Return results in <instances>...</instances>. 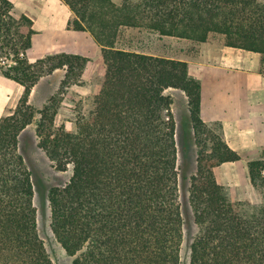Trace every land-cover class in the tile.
I'll list each match as a JSON object with an SVG mask.
<instances>
[{"label":"trees","instance_id":"trees-1","mask_svg":"<svg viewBox=\"0 0 264 264\" xmlns=\"http://www.w3.org/2000/svg\"><path fill=\"white\" fill-rule=\"evenodd\" d=\"M62 1L74 14L70 27L94 37L105 65L74 131L54 124L57 98L40 110L29 98L38 80L57 68H67L61 85L77 82L86 58L58 53L30 62L32 21L0 0V75L23 87L15 109L0 117V264H52L37 233L33 181L18 147L36 113L37 147L56 170L72 166L69 181L47 196L51 230L74 256L71 264H180L184 206L197 226L188 264H264V158L247 163L260 200L253 206L232 200L213 168L240 157L219 122L201 120L200 82L187 61L136 52L120 40L125 27L196 42L219 34L226 46L258 52L264 61V3ZM167 88L187 97L179 140Z\"/></svg>","mask_w":264,"mask_h":264},{"label":"crops","instance_id":"crops-1","mask_svg":"<svg viewBox=\"0 0 264 264\" xmlns=\"http://www.w3.org/2000/svg\"><path fill=\"white\" fill-rule=\"evenodd\" d=\"M9 1L17 13L25 14L32 21L34 32L31 35V46L26 50V57L30 62L49 54L79 55L87 60L79 83L100 84L105 72L101 47L88 31L74 30L70 27L74 14L62 0ZM114 1L120 3L119 0ZM129 29L134 28L125 27L121 31L120 39H123V35L126 37ZM136 43L137 46H146L141 45L142 42L138 40ZM130 49L187 61L189 75L200 82L201 120L207 125L219 122L227 145L240 157L236 161H227L213 168L217 183L234 187L241 185L244 180L246 185L252 186L247 163L250 160L264 158L262 55L225 44H221L215 52L199 50L197 52L200 55L199 59L178 58L159 50L151 51L142 47ZM66 71V67L57 68L52 73L42 76L32 88L30 104L35 105L34 98L40 95L38 106L42 107L54 85L60 83ZM70 84L75 86L76 83ZM168 89L177 90L175 88L165 90ZM22 91L23 87L20 84L0 75V117L15 109ZM180 93L187 105L185 93L183 91Z\"/></svg>","mask_w":264,"mask_h":264},{"label":"rangeland","instance_id":"rangeland-1","mask_svg":"<svg viewBox=\"0 0 264 264\" xmlns=\"http://www.w3.org/2000/svg\"><path fill=\"white\" fill-rule=\"evenodd\" d=\"M258 1L264 3V0ZM154 33L156 32L147 31L146 29H129L126 37L123 35V39L120 40H123V42H121L124 46L129 48L142 47L143 49L151 51L159 50L167 55L178 58L187 57L188 59H199L200 55L197 54L199 50L207 49L210 50V52H215L221 44H224V38L219 34L210 35L205 42H196L176 37L159 36ZM158 39H160V41H158ZM137 40L142 42L141 45L146 46H137ZM64 77L61 78L59 84H53V90L48 98L54 97L59 100L56 113L54 115V124L56 126H64L69 131H74L77 114H85L91 108L93 96L98 91L100 84H80V77V79L75 82V86H72L70 83L61 85ZM76 92H79L78 95L75 94ZM180 92L181 90L179 89L176 91H172L170 89L164 91V94L168 95L172 100L171 111L175 122L178 123L176 135L178 140L180 133L182 132L181 124L184 122L183 118L186 116L188 117V105L185 104V99ZM38 97H40V95H38ZM38 97L35 96V105H32V107L36 110H40L43 107L38 106ZM38 119L39 113H36L32 123L25 127V129L20 133L18 139L19 151L31 172V178L33 181L34 191L32 201L36 209V229L38 236L43 241L46 253L52 264H71L74 256H70L65 252L51 230L50 207L47 196L51 187L63 186L69 181L72 174V166L71 164L68 165L67 169L64 171L56 170L54 163L48 158L43 150L37 147L35 129ZM179 128L180 131L178 133ZM193 148L194 151L197 150L195 144H193ZM179 162H181V156L179 157ZM224 187L232 200L244 201L247 206H253L261 198L259 192H257L253 186L246 185L244 180H242V184L239 186L233 187L231 185H227ZM186 197L187 192L186 190H183L180 185L179 202L183 206ZM183 211V234L180 244V264H188L189 244L197 231V226L193 223L190 212L187 211V213L185 211V206Z\"/></svg>","mask_w":264,"mask_h":264}]
</instances>
